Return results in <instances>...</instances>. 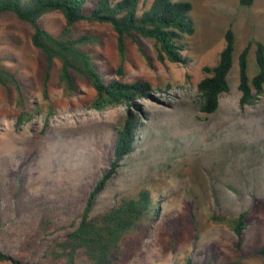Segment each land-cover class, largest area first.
Segmentation results:
<instances>
[{
    "label": "rangeland",
    "instance_id": "374dc122",
    "mask_svg": "<svg viewBox=\"0 0 264 264\" xmlns=\"http://www.w3.org/2000/svg\"><path fill=\"white\" fill-rule=\"evenodd\" d=\"M96 0H88L87 7ZM154 0H141L140 12ZM192 9L194 32L184 38L188 63L149 58L129 39L125 81L147 80L153 98L140 99L135 149L118 162L117 171L95 199L92 214L123 198L151 192L159 213L140 234L128 240L121 264H173L191 256L195 264H264L254 251L264 247V92L242 106L239 56L251 43L248 74L258 69L257 41L264 44V0L250 6L240 0H182ZM57 35L63 14L42 17ZM77 32L100 38L93 47L101 72L117 75L116 33L109 24L81 22ZM236 36L230 91L211 114L199 110L198 83L203 68L214 66L225 47V33ZM33 28L15 15L0 16V58L28 86L30 121L18 126L21 108L13 89L0 86V248L22 264H50L55 237L65 236L81 220L87 198L114 160L117 130L126 105L91 108L96 91L76 77L79 91L67 95L59 83L56 61L44 85L46 60L31 40ZM248 211L239 236L211 214ZM35 239L31 249H22ZM78 264L89 260L80 251Z\"/></svg>",
    "mask_w": 264,
    "mask_h": 264
},
{
    "label": "trees",
    "instance_id": "16d2710c",
    "mask_svg": "<svg viewBox=\"0 0 264 264\" xmlns=\"http://www.w3.org/2000/svg\"><path fill=\"white\" fill-rule=\"evenodd\" d=\"M88 0H0V16L10 13L21 21L29 23L33 32L32 43L45 56V90L55 62L60 61L59 83L67 95L79 91L76 77L87 79L96 91L90 106L105 110L126 105L128 114L123 125L118 128L114 149V160L110 167L90 192L79 224L65 236L52 240L49 253L50 264H78L80 251L87 257V264H121L126 256L128 240L146 229L159 213L150 191L142 190L137 197L123 198L112 208L92 214L95 199L117 171L118 162L135 149L139 115L131 109L138 100L153 98V86L147 80L125 81V63L128 56L127 41L131 39L138 50L149 58L148 50L155 52L158 60L188 63L183 54L186 48L184 38L194 32L192 20L188 17L192 9L189 1L154 0L150 8L140 12L141 0H96L87 7ZM250 6L254 0H240ZM52 12L63 14L65 25L54 35L42 23V17ZM81 22L109 24L116 33L119 64L117 75H105L95 62L93 47L100 44V38L92 31L77 32ZM257 72L250 78L248 74V54L251 43L239 56L242 106L254 104L264 92V44L256 42ZM236 36L232 28L225 33V47L214 66H205V76L198 83L200 92L199 110L205 114L214 113L220 105V97L230 91L229 72L233 66ZM0 86L4 90L13 89L17 94V104L22 109L18 116V126L30 121L33 115L27 111L29 104L28 86L15 72L7 68L0 58ZM248 211L238 215L211 214V219L224 223L239 236L248 226ZM35 239L22 244V249H31ZM254 255L264 256V247L255 250ZM0 264H22V262L0 248ZM173 264H195L191 256ZM211 264V263H208Z\"/></svg>",
    "mask_w": 264,
    "mask_h": 264
}]
</instances>
